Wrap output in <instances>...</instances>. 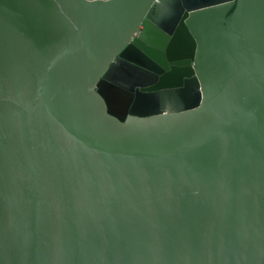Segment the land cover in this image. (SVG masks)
Instances as JSON below:
<instances>
[{"label":"water","instance_id":"95a60500","mask_svg":"<svg viewBox=\"0 0 264 264\" xmlns=\"http://www.w3.org/2000/svg\"><path fill=\"white\" fill-rule=\"evenodd\" d=\"M0 264H264V0H0Z\"/></svg>","mask_w":264,"mask_h":264}]
</instances>
